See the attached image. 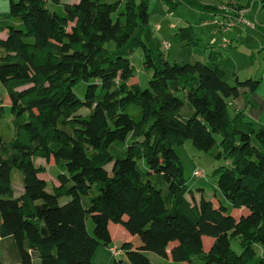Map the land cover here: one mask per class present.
<instances>
[{
    "label": "trees",
    "instance_id": "1",
    "mask_svg": "<svg viewBox=\"0 0 264 264\" xmlns=\"http://www.w3.org/2000/svg\"><path fill=\"white\" fill-rule=\"evenodd\" d=\"M0 34L9 99L0 103V264H92L99 247L111 248L109 223L129 235L122 248L131 246L124 263L111 264H264V130L228 113L239 89L254 93L258 81L229 85L233 62L190 28L175 38L202 46L206 63H168L148 0H9ZM135 49L147 88L131 83ZM185 141L224 162L213 171L217 207L188 199L174 150ZM36 157L57 166L50 192ZM203 238L212 240L207 250Z\"/></svg>",
    "mask_w": 264,
    "mask_h": 264
},
{
    "label": "rangeland",
    "instance_id": "2",
    "mask_svg": "<svg viewBox=\"0 0 264 264\" xmlns=\"http://www.w3.org/2000/svg\"><path fill=\"white\" fill-rule=\"evenodd\" d=\"M14 2L16 0H13ZM116 0H107L108 3H112ZM171 2H178L173 7L167 6L162 0H148V24L153 34V37L158 39L163 43H168V48L163 50L165 59L170 64H194L195 62L206 63L207 51H204L202 46H206L213 41H219L221 35L217 30V27L212 24H205L202 26L206 16L200 14L198 11L187 5L183 0H170ZM194 3H205L203 5L207 6H219L221 4L227 5L229 1L238 3L239 5L245 6L249 0H189ZM67 3H76L77 0H66ZM261 0H253L249 6L250 14H247L246 20L253 22V18L256 14H259L261 10L263 12L260 16L264 17V7L261 4ZM262 6V7H261ZM9 8V0H0V11H5ZM255 24V22H253ZM257 29L249 30L245 27H235L233 29L225 32L222 37L231 41V37L237 32V28L243 30L241 33L242 43L238 41L231 42L232 47H227L225 49H218L219 53L224 59H229L233 62L235 66V77H232V72L225 71V81L232 85L234 80L242 82L246 79H251L252 81H258L257 90H261L264 95V91L261 89L264 84V49L260 45L264 44V38L260 37L256 31L258 30L257 24H255ZM190 28L193 34L198 38L202 46H189L184 42H179L176 40L175 35L180 34L181 31ZM217 35H213V33ZM238 44H237V43ZM253 52V54L248 51ZM262 49V50H261ZM252 55V56H251ZM131 64L135 70V78L131 83H138L141 88H147V80L149 79L148 73L144 71L141 67L142 63V52L140 49H135L131 54ZM253 77V78H251ZM0 103L8 107L9 99L6 91L0 85ZM81 115H87L88 111L81 109L78 112ZM232 111L229 109V114ZM264 117V115H263ZM10 117H6L5 121L9 123ZM11 128V127H10ZM175 153L179 158L181 163L184 176L188 179L189 192L192 194L188 195L190 201L196 202L198 195H203L208 200L213 202V205L217 207V198L221 197L217 194V198H214L216 194L215 183L217 178L213 177V171L220 166L224 165L222 160L217 161L211 156L197 151L189 141H185L182 145L174 147ZM34 164L39 168L40 173L38 177L46 182H48L47 191H51L52 185H56L55 175L57 173V166L54 161L50 159L49 162H45L43 159L36 157L34 159ZM194 170H200L204 174L203 178L195 179L192 178V172ZM12 186L15 192V196L22 193V186L20 183L19 176L13 174ZM66 200L61 201L60 204H64ZM234 216H237V212H234ZM89 224V229H90ZM204 249H208V243L211 239L203 238ZM212 243V240H211ZM210 245V244H209ZM117 250L121 252L117 261L125 262L124 252L129 250L128 248H122V244L115 245ZM113 247V246H112ZM234 250L238 249L233 245ZM148 258L153 262H160L161 259L153 254H148ZM114 257L111 255L109 248L99 247L94 254L92 264H111ZM6 264H10L6 262Z\"/></svg>",
    "mask_w": 264,
    "mask_h": 264
},
{
    "label": "crops",
    "instance_id": "3",
    "mask_svg": "<svg viewBox=\"0 0 264 264\" xmlns=\"http://www.w3.org/2000/svg\"><path fill=\"white\" fill-rule=\"evenodd\" d=\"M252 1L253 0H249L245 6L239 5L236 2L235 3L237 5L245 8L246 15H247V14H250L249 6H250ZM229 2H233V1H229ZM261 2L263 3V7H264V0H261ZM203 4H205V3H203ZM203 4H201V5H203ZM262 12H263V10L258 12L259 14H256V16L253 18V22H255V24H257V26H258V30L256 31V33H258L260 35V37L264 38V17L260 16ZM202 15L206 16V18H208V19L211 18V15H207V14H202ZM246 15H245V18L247 17ZM208 19H205V20H208ZM205 20H204V22H205ZM204 22H202V26L205 25ZM237 29H238L237 32H235L234 35L230 38L231 39V41L229 40L230 45L227 47H232V43H231L232 41L233 42L238 41V43L239 42L242 43L241 33L243 30H240L239 28H237ZM219 34L221 35V38H222V35L224 33L219 32ZM213 35H217V33L214 32ZM3 37H4V35L0 34V38H3ZM213 42H216V44H217L220 42V40L219 41H213ZM213 42H211V43H213ZM211 43H210V45H211ZM260 46L262 47V49H264V44H262ZM215 48L220 49L217 47H215ZM221 49H225V48H221ZM248 51H250V50L248 49ZM250 52L253 54L252 51H250ZM261 54H264V52L260 53V55ZM206 59H207V55H206ZM251 78H253V77H251ZM236 81H238V79H236ZM238 82H240V81H238ZM261 89L264 91V84L262 85ZM229 109L232 111L231 115L229 114L231 117H233L235 114H237L239 112H242L244 114L246 121L251 122V123L255 124L256 126L262 128L264 130V117H263V115H264V95L261 93V90L258 91L256 89V91L254 93H251L248 88L239 89V97L229 103L228 113H229ZM108 231H109V235L111 238V248L117 249V247L115 246L116 244L117 245L122 244V246H123L129 240V235L123 229V227H121L120 225L109 223ZM204 240L205 239H203V243H204ZM209 244L211 245V240L208 243V247L210 246ZM95 254H96V252H95ZM120 254H121V252H120Z\"/></svg>",
    "mask_w": 264,
    "mask_h": 264
},
{
    "label": "built area",
    "instance_id": "4",
    "mask_svg": "<svg viewBox=\"0 0 264 264\" xmlns=\"http://www.w3.org/2000/svg\"><path fill=\"white\" fill-rule=\"evenodd\" d=\"M261 4L263 6V3ZM245 15V8L240 7L235 2H228L227 5L221 4L216 6L215 14L211 15L210 19L205 20L204 24L215 25L217 27V31L220 33H225L235 27H245L249 30L255 31L257 29L256 25L253 22L247 21ZM211 45L220 49L226 48L230 45V41L222 37L219 43L216 44V42H213ZM161 46L164 50H166L168 48V43L162 42ZM192 177L200 179L204 177V174L200 170H194ZM109 251L114 258H118L120 256V251L116 248H110Z\"/></svg>",
    "mask_w": 264,
    "mask_h": 264
},
{
    "label": "water",
    "instance_id": "5",
    "mask_svg": "<svg viewBox=\"0 0 264 264\" xmlns=\"http://www.w3.org/2000/svg\"><path fill=\"white\" fill-rule=\"evenodd\" d=\"M41 234H42V236H44V237L47 236V234H46V232H45L44 229L41 230ZM31 258H32V260H36V259H37V257H36L33 253L31 254Z\"/></svg>",
    "mask_w": 264,
    "mask_h": 264
}]
</instances>
